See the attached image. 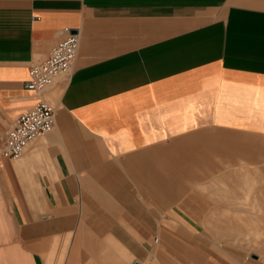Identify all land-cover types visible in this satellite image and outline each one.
I'll return each instance as SVG.
<instances>
[{"label":"crops","instance_id":"crops-1","mask_svg":"<svg viewBox=\"0 0 264 264\" xmlns=\"http://www.w3.org/2000/svg\"><path fill=\"white\" fill-rule=\"evenodd\" d=\"M70 32L69 78L26 88ZM40 98L55 128L0 157V264H264L235 242L264 166L233 169L264 163V0H0V144Z\"/></svg>","mask_w":264,"mask_h":264},{"label":"built area","instance_id":"built-area-1","mask_svg":"<svg viewBox=\"0 0 264 264\" xmlns=\"http://www.w3.org/2000/svg\"><path fill=\"white\" fill-rule=\"evenodd\" d=\"M79 47V34L70 32L43 62L29 69L26 88L40 93L52 87L59 78H69ZM56 109L52 103L40 98L29 110L16 117L11 128L1 137L0 157L17 159L31 142L49 134L56 125Z\"/></svg>","mask_w":264,"mask_h":264},{"label":"rangeland","instance_id":"rangeland-1","mask_svg":"<svg viewBox=\"0 0 264 264\" xmlns=\"http://www.w3.org/2000/svg\"><path fill=\"white\" fill-rule=\"evenodd\" d=\"M59 79H62V78H59ZM49 89V88H48ZM264 166V163L263 164H248V165H244V166H234V170L237 169V168H241V169H237L236 171L242 173V174H245L246 171H247V174L248 176H251V173H253L254 170L257 171V173L259 175H257L258 177L260 176V171H261V168ZM249 172V173H248ZM252 181H250L249 183H251ZM254 182V181H253ZM256 182H254L255 184ZM260 181L257 182V184H259ZM261 184V183H260ZM259 184V188L262 187V185L260 186ZM251 185V184H249ZM251 188L253 187L252 185L250 186ZM255 187V185H254ZM256 191V189H255ZM261 192V191H259ZM259 199H263V196H257ZM256 203V202H255ZM262 213H259V215H261ZM248 215H251V213H249ZM246 238H240V240H235L238 241L236 243L240 244L242 247L244 248H247V249H250L252 251H255V252H258V253H263L264 252V242H262L264 240V229H249L248 230V234L246 236H244Z\"/></svg>","mask_w":264,"mask_h":264}]
</instances>
